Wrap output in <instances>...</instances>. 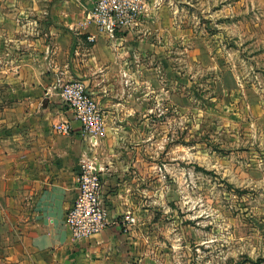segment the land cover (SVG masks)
I'll return each instance as SVG.
<instances>
[{
  "label": "crops",
  "instance_id": "crops-1",
  "mask_svg": "<svg viewBox=\"0 0 264 264\" xmlns=\"http://www.w3.org/2000/svg\"><path fill=\"white\" fill-rule=\"evenodd\" d=\"M168 1L149 0L134 26L110 37L89 17L94 0H0V264H146L132 151L150 113L162 111L163 99L171 106L178 47L193 44L181 35L188 29L177 0ZM262 60L249 63L258 75ZM72 80L84 82L103 112L94 144L59 95ZM62 121L68 133L53 130ZM83 161L99 169L110 223L76 240L64 218ZM125 213L136 218L129 229Z\"/></svg>",
  "mask_w": 264,
  "mask_h": 264
},
{
  "label": "rangeland",
  "instance_id": "rangeland-1",
  "mask_svg": "<svg viewBox=\"0 0 264 264\" xmlns=\"http://www.w3.org/2000/svg\"><path fill=\"white\" fill-rule=\"evenodd\" d=\"M175 3L194 51L178 47L171 106L132 151L145 262L264 264V69L249 64L264 58V0Z\"/></svg>",
  "mask_w": 264,
  "mask_h": 264
},
{
  "label": "built area",
  "instance_id": "built-area-1",
  "mask_svg": "<svg viewBox=\"0 0 264 264\" xmlns=\"http://www.w3.org/2000/svg\"><path fill=\"white\" fill-rule=\"evenodd\" d=\"M143 5L144 0H94L89 17L99 33L112 37L115 31L130 28L137 23ZM88 39L92 41L95 36L91 35ZM59 95L63 104L71 110L73 119L94 144L103 128L104 117L95 98L86 90L84 82L72 80L61 83ZM70 129L69 121L53 125V130L57 133H68ZM64 220L76 240L92 237L110 223L103 200V179L99 169L91 162L83 161L81 165L77 176V195L67 209ZM122 222L129 229L135 224L136 218L125 213Z\"/></svg>",
  "mask_w": 264,
  "mask_h": 264
}]
</instances>
